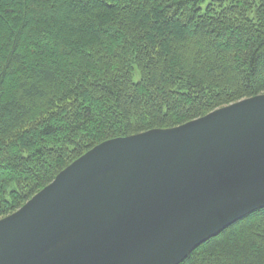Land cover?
Masks as SVG:
<instances>
[{
  "label": "trees",
  "instance_id": "1",
  "mask_svg": "<svg viewBox=\"0 0 264 264\" xmlns=\"http://www.w3.org/2000/svg\"><path fill=\"white\" fill-rule=\"evenodd\" d=\"M261 93L264 0H0V218L107 139ZM180 264H264V208Z\"/></svg>",
  "mask_w": 264,
  "mask_h": 264
},
{
  "label": "water",
  "instance_id": "2",
  "mask_svg": "<svg viewBox=\"0 0 264 264\" xmlns=\"http://www.w3.org/2000/svg\"><path fill=\"white\" fill-rule=\"evenodd\" d=\"M264 208V93L107 139L0 218V264H180Z\"/></svg>",
  "mask_w": 264,
  "mask_h": 264
},
{
  "label": "rangeland",
  "instance_id": "3",
  "mask_svg": "<svg viewBox=\"0 0 264 264\" xmlns=\"http://www.w3.org/2000/svg\"><path fill=\"white\" fill-rule=\"evenodd\" d=\"M134 78H135L136 81L139 80V74H138V72H135V74H134Z\"/></svg>",
  "mask_w": 264,
  "mask_h": 264
}]
</instances>
